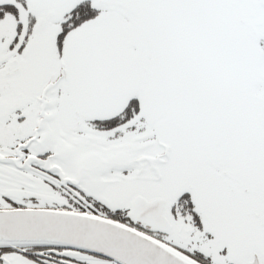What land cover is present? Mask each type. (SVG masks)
Segmentation results:
<instances>
[{
	"label": "snow or ice",
	"instance_id": "obj_1",
	"mask_svg": "<svg viewBox=\"0 0 264 264\" xmlns=\"http://www.w3.org/2000/svg\"><path fill=\"white\" fill-rule=\"evenodd\" d=\"M0 264H264V0H0Z\"/></svg>",
	"mask_w": 264,
	"mask_h": 264
}]
</instances>
